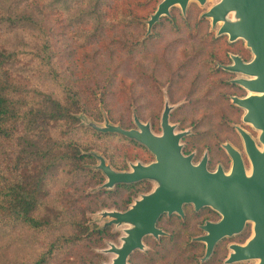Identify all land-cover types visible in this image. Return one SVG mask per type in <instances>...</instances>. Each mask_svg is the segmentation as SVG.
<instances>
[{"label":"trees","instance_id":"16d2710c","mask_svg":"<svg viewBox=\"0 0 264 264\" xmlns=\"http://www.w3.org/2000/svg\"><path fill=\"white\" fill-rule=\"evenodd\" d=\"M153 10L154 0H0V245L6 250L18 242L16 223L35 233L52 231L40 246L32 241L27 256L0 257V264H75L70 251L87 247L95 235H106V229L85 224L77 204L85 199L69 192L72 177L89 174L83 164L95 157L87 151L108 135L80 125L81 112L101 119L98 84L58 78L62 61L75 49L93 46L116 29L141 31ZM178 17L174 10L172 21L161 18L153 28L165 20L173 30L199 35L202 21ZM201 36L214 37L207 30ZM108 44L129 56L138 45L125 36H112ZM159 59L167 63L166 53ZM41 77L55 84L58 95L34 85ZM126 142L143 149L133 140ZM14 144L18 151L13 155ZM98 171L90 173L99 181ZM56 177L63 180L61 189H56ZM115 187L130 190L135 185Z\"/></svg>","mask_w":264,"mask_h":264},{"label":"water","instance_id":"95a60500","mask_svg":"<svg viewBox=\"0 0 264 264\" xmlns=\"http://www.w3.org/2000/svg\"><path fill=\"white\" fill-rule=\"evenodd\" d=\"M190 1L200 5L206 2L161 0L146 21V35L162 17L171 16L172 7L178 6L184 15ZM202 18L210 20L212 29L218 25L216 36L226 35L229 42L243 40L252 54L248 62L232 56L233 64L224 67L241 74L234 82L247 92L245 97H233L232 102L243 110L242 121L257 132L255 141L245 130L237 127L244 152L250 160L251 172L247 174L240 152L228 143L222 146L234 161L229 174L221 169L208 172L204 163L192 165V155L184 156L180 144L181 137L188 132H174L175 126L169 122L171 108L168 104L161 118V135L154 134L149 123L141 122L135 115L133 122L136 128L132 129H124L108 121L103 125L89 122L88 127L97 133L120 134L143 145L156 160L149 165L133 164L130 171H116L101 155L90 152L98 160L95 168L106 178L100 189H112L116 185H129L143 179H154L158 183L154 193L143 196L126 212L113 210L101 213L103 218L109 219L104 227L123 222L130 225L123 245H110L108 252L117 254L113 264H125L131 251L142 248L144 235L159 232L154 226L158 215L164 211L181 212L183 203H192L196 207L209 205L224 215L220 223L205 227L208 235L202 239L207 243L206 256L220 237L240 231L244 222L251 220L254 223L252 236L244 245L232 246L230 259H250L256 264H264V0H219L202 14Z\"/></svg>","mask_w":264,"mask_h":264},{"label":"rangeland","instance_id":"374dc122","mask_svg":"<svg viewBox=\"0 0 264 264\" xmlns=\"http://www.w3.org/2000/svg\"><path fill=\"white\" fill-rule=\"evenodd\" d=\"M160 1L154 0V10L148 14L147 18L143 19V30L116 29L112 34L108 33L102 36L101 41L93 46L85 49H75L72 56L62 61L61 68L63 71L60 73L59 81L69 83H90L96 81L98 84L97 109L101 119L96 120L85 112H81L80 125L85 129L93 130L88 127L87 124L89 122L103 125L105 121L119 125L124 129H132L135 128L133 122L134 115L140 117L143 122L151 124V118L148 114L153 107L152 99L150 101V95H152V92L150 93L151 73L155 65L160 68L164 64L159 59V55L163 52L166 53L167 64L176 63L180 60H194L193 62H196L200 59L202 60L204 56H210L207 60H212L211 57L214 52H217L223 60L225 59V50H228L229 47L228 43L224 41V38L228 42V37L222 35V40L215 41L214 37L216 36L218 25L212 29L210 20L205 18L201 19L202 14L218 3L219 0H206L203 5H200L196 1H190L184 15L181 13L180 8L175 6L170 10V17H162V19L166 18V21H172L173 11L175 10L176 12L177 10V15H179L177 20L179 21L181 19L185 20L188 17L202 21L199 35L195 32L193 36H190L185 30H173L171 25L164 20L162 25L152 28L151 33L147 36L146 21L155 12ZM205 30L210 34L212 33L214 37L201 36L205 33ZM112 36H125L129 40L133 39L138 44L133 55L129 56L125 50L108 44V39ZM242 48L248 52L243 51ZM230 50L242 58L246 57L248 60L252 58V54L246 48L243 40H237ZM193 56H195L194 59L192 58ZM192 74L193 72H186L185 81L190 79ZM236 76L241 77L239 74ZM166 79L165 75H161L158 81L160 84H164L167 81ZM34 82L35 86H38L45 92H52L58 95L59 89H56L55 84L49 78L41 77L37 80L34 79ZM204 89L205 87H203ZM162 93L165 97V88H163ZM104 94L105 98L103 101ZM212 94L214 98V102L211 101L212 104L208 105L205 103L200 109L196 108L190 111H184L178 115V118L184 122V127L188 128L193 124L197 125V128L193 130L194 135L190 142L193 148L199 144L202 147L204 143H212L214 139L211 137V132L201 133L198 131L201 129H209L212 131L216 126L215 121H218L220 119L219 117H223L217 111L218 107L222 106V104L216 98V91L213 90ZM173 108L175 107L173 106ZM175 118L172 116V121ZM236 123L244 128L241 120L236 121ZM170 124L174 125L176 129H179L181 126L180 123L171 122V120ZM219 126L217 125V128H220ZM218 133L219 137L217 139H220L221 142L233 141L234 134L230 132ZM75 136L77 135L75 134ZM199 137H201L200 140L198 139ZM95 145L96 147L89 149L87 152L101 155L105 159V162L117 171L124 169L127 163L129 164L144 156L143 153L138 151V147L130 146L126 142V138L120 134H108L104 139L96 141ZM17 151L18 148L14 144L11 152L14 155ZM125 151L128 154L123 157L126 153ZM97 164L98 160L95 158L92 162L88 161L84 163L83 168L88 170L89 174L85 176L84 174H79V177H72V180H70L71 186L69 192L75 198L85 199V201L78 202L77 204L84 213L86 219L85 224L90 227H102L109 219L103 218L101 213L117 210L122 205L127 194L132 191L131 189L126 190L125 188L118 187L100 189V186L106 180L105 176L100 171L102 178L98 181L92 178L90 173L99 172L95 168ZM54 183L56 189L58 187L61 189L63 180L62 178L56 177ZM75 210L70 209L69 211ZM13 228H15L14 235L17 236L18 242L16 244L12 243L6 250L0 245V257L7 258L8 260H15L21 254L27 256L32 241L37 246H40L52 234V231H46V233L29 231L20 223H16ZM124 228L123 225H112L109 228L110 235L108 236L110 238L95 235L86 241L87 247H82L77 251H70V258H72L75 264H109L114 256L112 254H105V250L109 248L110 244H114L115 246L120 244V237L123 235ZM114 234H118V237H113ZM25 241L26 245L24 243Z\"/></svg>","mask_w":264,"mask_h":264},{"label":"flooded vegetation","instance_id":"af4514ba","mask_svg":"<svg viewBox=\"0 0 264 264\" xmlns=\"http://www.w3.org/2000/svg\"><path fill=\"white\" fill-rule=\"evenodd\" d=\"M236 42L237 40L234 42L228 41L231 45L228 50H225L224 61L220 60L221 57L217 52H214L211 57L212 60H207L210 56H204L202 60L200 59L196 62H193L194 60H180L176 63H170L171 65L164 63L160 66L161 69L155 65L151 73L150 93L152 92V95H150V101L152 99L153 107L148 113L151 118V124H149L151 130L154 134L161 135V118L166 104H168L171 108L169 122L171 120V122L180 123L181 125L179 129L174 127V132H188L180 139L182 154L184 156L192 155L190 160L192 165L204 163L206 170L212 173L221 169L225 174H229L233 166L234 161L222 146L226 143L240 152L243 158L241 160L243 166L249 172L250 160L247 159L244 152L243 140L237 131V127L245 130L255 141L257 140L256 130L242 121L243 110L232 102L233 97L242 98L247 94L241 86L234 82V80L240 78L236 76L239 73L231 72L224 68L233 64L232 56H239L243 62L250 60L231 52L230 48ZM192 58L194 59L195 56ZM186 72H193L192 77L187 81H185ZM161 75H165L167 78L164 84H160L158 81ZM203 87H205L204 90ZM163 88H165V97L162 93ZM213 90L216 91V98L222 104L217 111L223 117H219L220 119L215 121L216 126L212 131L201 129L198 132H211V137L215 141L213 140L210 144L204 143L202 147L199 144V148L197 145L193 148L190 142L194 135L193 130L197 128V125L193 124L191 127H184V122L178 118V115L184 111L200 109L205 103L208 105L212 104L214 102L212 97ZM172 116L176 117L173 121ZM137 118L143 122L140 117ZM239 120L242 121L244 128L236 123ZM217 125H220V128H217ZM218 132L234 134L233 141L221 142L220 139H217L219 137ZM201 137L198 139L200 140ZM139 146L146 151L144 156L129 164L127 163V166L121 171L132 170L131 165L133 164L149 165L156 161L155 156L146 147L141 144ZM143 149L141 150L140 148V152H143ZM205 156L206 160H203ZM129 185H135V187L131 189L132 191L127 194L122 205L115 211L126 212L135 202L141 201L143 196L154 193L158 183L154 179H143ZM180 210L181 212L173 211L168 213L164 211L160 213L154 222V226L159 232L156 235L151 232L144 235L141 238L142 248H136L131 251L125 264H254V260L250 259L239 261L230 259L233 253L232 246H242L252 236L254 223L251 220H246L240 231L220 237L213 246L211 253L206 256L207 243L202 239L208 235L205 227L220 223L224 219L223 213L209 205L196 207L192 203H183ZM121 225L125 228L123 229V235L120 237V244L116 247L123 245V238L127 236L126 230L130 228L127 223L123 222L118 226ZM111 226L104 227L103 225L101 227L107 231L105 237L110 238L108 235H110L109 228ZM113 237H118V234H114ZM110 245L106 249L107 252L105 250V254L114 256L109 263L113 264L117 254L108 252L111 248Z\"/></svg>","mask_w":264,"mask_h":264},{"label":"bare ground","instance_id":"6f19581e","mask_svg":"<svg viewBox=\"0 0 264 264\" xmlns=\"http://www.w3.org/2000/svg\"><path fill=\"white\" fill-rule=\"evenodd\" d=\"M250 172H251L250 170H249V172L247 171V174H250Z\"/></svg>","mask_w":264,"mask_h":264}]
</instances>
